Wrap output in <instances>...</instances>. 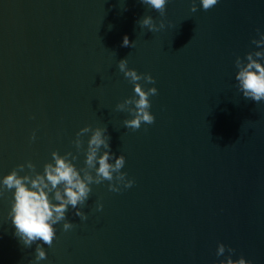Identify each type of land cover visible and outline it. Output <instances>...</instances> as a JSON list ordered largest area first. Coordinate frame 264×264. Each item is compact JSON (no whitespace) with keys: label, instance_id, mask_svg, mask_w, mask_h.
I'll use <instances>...</instances> for the list:
<instances>
[{"label":"water","instance_id":"95a60500","mask_svg":"<svg viewBox=\"0 0 264 264\" xmlns=\"http://www.w3.org/2000/svg\"><path fill=\"white\" fill-rule=\"evenodd\" d=\"M191 3L168 0L161 17L140 0H0V177L26 161L42 173L53 151L84 167L91 133L79 152L72 141L88 125L107 128L134 181L120 192L91 185L78 206L87 219L69 206L74 227L55 225L51 247L38 241L39 262L36 245L14 235L6 191L0 264H218L229 255L216 256L218 243L234 260L264 264V101L245 99L234 78L236 57L260 50L251 41L264 33V0H218L207 11L195 0V13ZM145 15L164 27L141 28ZM121 59L157 89L154 123L136 131L116 110L134 95Z\"/></svg>","mask_w":264,"mask_h":264},{"label":"clouds","instance_id":"9594fccd","mask_svg":"<svg viewBox=\"0 0 264 264\" xmlns=\"http://www.w3.org/2000/svg\"><path fill=\"white\" fill-rule=\"evenodd\" d=\"M140 3L155 10L161 17L165 14L168 0H140ZM218 0H200V6L207 11L213 8ZM190 12L197 11L195 0H192ZM138 24L141 28H146L151 32L158 31L164 27L163 20L157 25L150 15L142 17ZM111 27V26H109ZM259 34V39H253L252 44L260 50L245 53L242 60L236 57L234 64L237 69L235 80L237 89L245 99L259 103L264 101V33ZM132 43V42H131ZM127 36L123 37L122 46L131 45ZM118 70L133 85L134 95L126 98L122 103L116 105V110L126 111L131 115V119H125L123 124L126 128L133 131L138 130L141 124H153L155 117L149 111L151 107L149 97L157 95L155 87L147 90L139 83L143 80L147 84H155L154 78L147 73H137L135 69L127 67V59H121L117 63ZM91 133L87 140V147L84 151V167L77 168L72 161L77 156L71 152L59 155L56 151L51 153L52 162L43 165V171L37 172L35 165L30 161L25 164L17 165L7 175L0 177V196L6 191L11 192L10 217L11 224L15 228L14 235L19 239L24 247H35L34 261L39 262L46 259V253L41 246H52L56 238L55 225L62 223L63 231H68L74 225L66 220V212L71 206L76 209L75 216L80 220H86L85 213L79 210L78 206H83L92 191L91 185H100L108 181V190L120 192L123 189L132 187L134 181L127 178V174L121 169L125 165L123 155H115L110 149V136L107 128L84 126L76 133V139L72 141L77 151L82 148V137ZM36 139L33 132L29 140ZM103 149V151H101ZM71 157V160L69 159ZM114 158V163L110 162ZM27 173L19 175V172ZM122 186V187H121ZM103 205L96 203V210H102ZM229 255L218 264H252L250 260H245L242 256L232 259L231 254L234 249L226 247L222 243L217 244L216 256H224L225 252ZM32 264V262H30Z\"/></svg>","mask_w":264,"mask_h":264}]
</instances>
